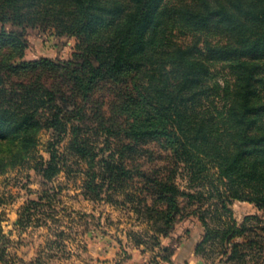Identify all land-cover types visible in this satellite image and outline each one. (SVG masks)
Masks as SVG:
<instances>
[{
  "label": "trees",
  "instance_id": "trees-1",
  "mask_svg": "<svg viewBox=\"0 0 264 264\" xmlns=\"http://www.w3.org/2000/svg\"><path fill=\"white\" fill-rule=\"evenodd\" d=\"M0 24V174L25 164L48 130L39 172L53 180L69 136L102 171L87 175L92 197L134 189L157 233L196 216L205 230L196 255L217 248L219 264H264V219L239 225L230 210L239 201L264 213V0H0ZM29 27L76 38L73 59L23 61ZM218 66L224 85L213 82ZM93 131L110 154L91 147ZM186 169L196 179L213 169L215 185L181 191ZM182 200L198 206L188 212Z\"/></svg>",
  "mask_w": 264,
  "mask_h": 264
},
{
  "label": "rangeland",
  "instance_id": "rangeland-1",
  "mask_svg": "<svg viewBox=\"0 0 264 264\" xmlns=\"http://www.w3.org/2000/svg\"><path fill=\"white\" fill-rule=\"evenodd\" d=\"M2 27L0 24V30ZM4 27L21 32L11 24ZM25 39L28 45L23 61L48 58L67 62L76 51V38L58 37L54 30L44 27L27 28ZM191 40L180 38L183 44ZM215 80L224 85L227 71L218 66ZM87 138L100 158L110 154L106 153L109 144L104 137L93 131ZM53 141L52 131H42L39 145L27 162L0 174V250L9 264H219L217 248L205 255L194 253V243L205 232L196 216L177 222L164 236L157 233L145 215L136 212L134 189L113 191L106 186L100 198L89 195L84 185L87 175L102 171L99 165L92 167L75 155L69 148V136L57 146L62 172L46 181L39 165L49 161L48 147ZM148 148L161 154L155 144ZM215 182L213 169L199 179L187 169L182 170L176 179L180 190L188 194L208 192ZM30 202L39 206H31L26 213ZM187 202L182 200L180 207H188V212L198 206ZM230 210L239 225L248 216L264 219V213L249 203L234 201Z\"/></svg>",
  "mask_w": 264,
  "mask_h": 264
},
{
  "label": "crops",
  "instance_id": "crops-1",
  "mask_svg": "<svg viewBox=\"0 0 264 264\" xmlns=\"http://www.w3.org/2000/svg\"><path fill=\"white\" fill-rule=\"evenodd\" d=\"M201 238L202 237H200L194 244V253H195V249H196V246L198 245V243L201 241Z\"/></svg>",
  "mask_w": 264,
  "mask_h": 264
}]
</instances>
